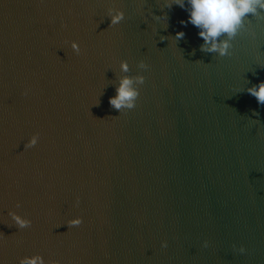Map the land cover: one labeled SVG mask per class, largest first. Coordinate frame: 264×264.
I'll return each mask as SVG.
<instances>
[{"label":"water","instance_id":"obj_1","mask_svg":"<svg viewBox=\"0 0 264 264\" xmlns=\"http://www.w3.org/2000/svg\"><path fill=\"white\" fill-rule=\"evenodd\" d=\"M187 18L171 0H0L3 264H264V104L247 91L264 11L225 56ZM138 75L135 106L113 108Z\"/></svg>","mask_w":264,"mask_h":264},{"label":"clouds","instance_id":"obj_2","mask_svg":"<svg viewBox=\"0 0 264 264\" xmlns=\"http://www.w3.org/2000/svg\"><path fill=\"white\" fill-rule=\"evenodd\" d=\"M171 2L187 10V21L182 20L180 23H191L198 29V35L203 40L201 49L207 52H217L220 56L229 54L230 40L242 26L246 17L249 14L257 15L264 11V0H171ZM108 15L111 17L112 24H117L124 18V14L119 10L114 13L109 10ZM157 17L166 19V17ZM183 37L184 32L178 31L175 33L174 39L180 40ZM221 37L226 38L221 39ZM72 49L79 52V47L75 42L72 44ZM139 67L144 69L147 65L141 62ZM120 68L127 72L128 63L121 61ZM143 82L142 75H138L135 81L127 76L121 78L119 87L116 89L117 94L109 98V104L117 110L132 109L139 95L138 88L134 86V83L142 84ZM247 91L256 98L258 104H264V81L253 85ZM254 115L258 114L254 113ZM36 143L37 137L33 135L25 147L34 146ZM10 216L20 228H24L30 223L29 220L15 213H10ZM69 223L78 224L80 220L76 218ZM166 246V243L162 244V247ZM239 251L243 253L245 249L241 247ZM0 264H3V261H0ZM19 264H44V260L39 255L25 256L19 261Z\"/></svg>","mask_w":264,"mask_h":264}]
</instances>
